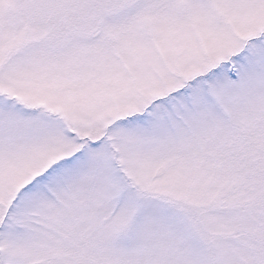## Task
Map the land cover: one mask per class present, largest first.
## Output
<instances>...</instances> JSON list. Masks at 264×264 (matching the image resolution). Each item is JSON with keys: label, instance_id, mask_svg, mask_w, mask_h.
<instances>
[{"label": "snow or ice", "instance_id": "1", "mask_svg": "<svg viewBox=\"0 0 264 264\" xmlns=\"http://www.w3.org/2000/svg\"><path fill=\"white\" fill-rule=\"evenodd\" d=\"M0 264H264V0H0Z\"/></svg>", "mask_w": 264, "mask_h": 264}]
</instances>
